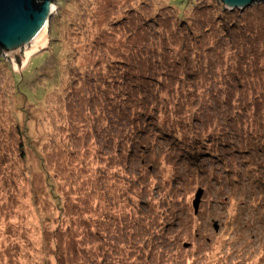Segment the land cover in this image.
<instances>
[{"label":"rangeland","instance_id":"rangeland-1","mask_svg":"<svg viewBox=\"0 0 264 264\" xmlns=\"http://www.w3.org/2000/svg\"><path fill=\"white\" fill-rule=\"evenodd\" d=\"M54 3L0 55V264H264V1Z\"/></svg>","mask_w":264,"mask_h":264},{"label":"water","instance_id":"water-1","mask_svg":"<svg viewBox=\"0 0 264 264\" xmlns=\"http://www.w3.org/2000/svg\"><path fill=\"white\" fill-rule=\"evenodd\" d=\"M226 11H242L264 0H220ZM54 0H0V55L8 57L14 68L24 62L22 53L47 38L50 18L55 14ZM203 190H198L193 201L198 210Z\"/></svg>","mask_w":264,"mask_h":264},{"label":"bare ground","instance_id":"bare-ground-1","mask_svg":"<svg viewBox=\"0 0 264 264\" xmlns=\"http://www.w3.org/2000/svg\"><path fill=\"white\" fill-rule=\"evenodd\" d=\"M48 41H49V35L47 32L46 40H43L42 42L35 45L34 47H30V48L25 49L22 53L23 58H24L23 66L26 64V62L31 58V56L33 54H35V53L39 52L40 50H42L43 48H45L48 45Z\"/></svg>","mask_w":264,"mask_h":264}]
</instances>
